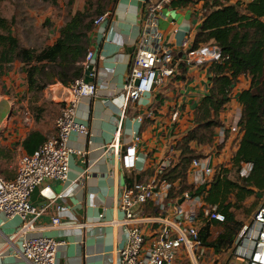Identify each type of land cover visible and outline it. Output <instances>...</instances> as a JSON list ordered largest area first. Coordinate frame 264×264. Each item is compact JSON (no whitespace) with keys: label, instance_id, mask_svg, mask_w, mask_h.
<instances>
[{"label":"crops","instance_id":"crops-1","mask_svg":"<svg viewBox=\"0 0 264 264\" xmlns=\"http://www.w3.org/2000/svg\"><path fill=\"white\" fill-rule=\"evenodd\" d=\"M251 1L229 0L228 3L240 2L245 5ZM175 2L173 0L163 8L159 29L166 43L179 53L180 41L185 36L192 43L200 25L204 0H190L185 5ZM143 5L144 0L107 2V19L88 33V49L95 50L96 89L94 96L79 99L76 119L87 125L89 133H72L69 137V145L85 150L86 155L82 158L72 154L65 181L47 180L42 183L39 189L43 202L35 205L42 208V211L34 222L32 233L50 236L62 242L58 247L56 264H117L125 234L121 225L113 226L107 221L123 217L122 211L116 207L119 192L125 184L131 185L135 181H148L153 178L156 165L171 148L177 154L175 143L192 126L193 110L211 85L209 60L200 66L186 68L178 79H171L156 87L150 95L129 103L121 115V110L117 107L119 100L115 97L121 92L130 68V59L141 31L140 16ZM77 10L83 8L78 7ZM64 21L56 27L51 41L46 44L56 39L58 28ZM20 65L18 63L19 67ZM24 77L20 70H9L2 80L5 83L8 81L4 87H13L15 96L0 93V145L18 147L22 154L27 153L21 143L31 128V119L26 118L25 127L15 132L7 126L9 118L5 121L2 119L4 115H8L10 106L18 99L21 91H26ZM50 86L62 88L66 92L59 99L60 105L63 104L68 98L67 87L59 82ZM248 87L249 79L240 75L234 83L228 102L220 112L223 125L215 129L213 143L197 147L202 151V157L207 154L210 156V165L214 171L218 166L231 167L230 160L242 136L239 125L236 131H232L231 126L241 110L238 94ZM148 110L152 111L150 117L145 116ZM140 115L144 117L138 122L137 117ZM119 120L122 151L134 132L141 136L135 167L132 169H124L112 154L107 156L103 153V147L112 140L116 122ZM220 128L224 129L223 134L220 133ZM53 132L54 124L51 123L49 130L44 132V137ZM243 168L248 169L246 165ZM187 182L193 184L189 173ZM61 189L64 197L52 199L53 193ZM150 207L153 206L147 203L144 211L153 210ZM199 212L196 209L197 215ZM81 222L85 226L79 225ZM19 224V217L0 214V264H29L18 254V239L11 242L7 240ZM142 227L146 228L148 234L150 226L143 224ZM201 247V255L194 253L197 264H224L229 261L225 249L214 251L210 247ZM192 259V251L181 247L171 264H192Z\"/></svg>","mask_w":264,"mask_h":264},{"label":"built area","instance_id":"built-area-1","mask_svg":"<svg viewBox=\"0 0 264 264\" xmlns=\"http://www.w3.org/2000/svg\"><path fill=\"white\" fill-rule=\"evenodd\" d=\"M173 0H144L140 16L141 31L135 43V49L130 59V68L125 83L116 99L121 115L129 103L136 102L145 95H150L158 86L164 85L174 76L180 75L179 66L184 64L200 66L209 60L219 58V49L215 45H201L192 49L189 37L180 41V52L167 44L159 29V19L165 5ZM108 11L94 18V26L105 22ZM95 50L88 49L84 60V71L91 66L88 76L92 82L84 81L83 76L74 80L68 86V98L63 102L60 113L55 120V131L44 138L32 153H23L17 162L16 176L5 180L0 175V214L7 217H19L20 224L8 237V242L18 239V254L29 264H56V255L61 241L53 237L34 234L35 220L42 208L30 201L34 187L40 186L47 180L63 182L67 179L69 161L72 154L85 157L86 151L75 149L69 145L72 133L88 135V127L76 119V108L81 97L95 95L96 77ZM114 98V99H115ZM145 116H152L148 110ZM143 115L137 117L141 122ZM239 117L231 126L237 130ZM121 121L116 122L112 140L104 145L103 153L112 154L124 169L135 167L137 151L141 136L134 132L129 142L120 148ZM220 133L224 129L220 128ZM176 154L170 149L164 158L156 165L154 177L148 181H135L125 184L117 197L116 207L121 210V219L107 221L111 225H121L125 234V242L119 249L117 264H171L178 256L181 247L194 253L202 254L199 241V229L203 220L224 221V214L216 204H205L200 196H192L184 192L179 199L168 196L170 184L158 182L156 176L169 166ZM84 160V159H83ZM248 169L244 170V166ZM250 164H243L240 173L247 175ZM210 156L192 159L188 173L194 185L203 184L212 174ZM63 190L53 193L52 199L63 198ZM180 200V202H179ZM150 203L156 214H145L144 207ZM198 209L200 217L196 213ZM158 212V213H157ZM143 224L150 226L149 233ZM85 226L84 222L79 223ZM229 261L224 264H264V193L252 211L248 220L242 224L233 242L224 250Z\"/></svg>","mask_w":264,"mask_h":264},{"label":"trees","instance_id":"trees-1","mask_svg":"<svg viewBox=\"0 0 264 264\" xmlns=\"http://www.w3.org/2000/svg\"><path fill=\"white\" fill-rule=\"evenodd\" d=\"M45 1L57 4V0ZM111 1L98 0L93 10L92 1L85 0L83 10L71 13L58 28L56 39L40 47L21 45L12 22L0 15V82L11 64L20 62V71L25 76V94L33 114V124L21 143L27 153L38 147L51 123L55 131V120L60 113L55 103L40 102L42 91L57 82L68 87L83 76L88 33L94 28L93 14H103L107 2ZM189 1L176 0L175 4L185 5ZM228 1L204 0L191 48L215 45L220 55L210 61L212 82L193 110L192 126L176 141L177 154L171 164L156 176L158 182L170 184L168 196L171 199L188 192L200 196L205 204L218 206L224 221L204 219L199 229L200 245L214 251L229 247L242 226L235 210L242 208L245 199L252 194L264 193V0H252L245 5ZM185 70V65L181 64L180 75ZM240 75L249 79V87L238 94L241 105L238 125L242 136L230 160L231 167L218 166L203 184H190L187 182L190 163L203 155L197 147L213 143L215 129L223 125L220 112ZM15 158L13 148L0 145V175L5 180L16 176ZM243 164H250L247 175L240 173ZM150 208L153 210L144 213L156 214V209Z\"/></svg>","mask_w":264,"mask_h":264},{"label":"rangeland","instance_id":"rangeland-1","mask_svg":"<svg viewBox=\"0 0 264 264\" xmlns=\"http://www.w3.org/2000/svg\"><path fill=\"white\" fill-rule=\"evenodd\" d=\"M84 1L57 0V4L52 5L49 1L45 0H0V15L12 22V27L21 45L39 47L51 41L56 27L66 20L71 13L77 11L78 7L83 8ZM91 1L93 3L92 9L94 10L98 0ZM91 13L93 14L94 12ZM95 17V14H93V18ZM18 63L20 62L16 61L11 64L10 70H20ZM3 81L0 82V93L3 92L8 96H15L13 87H4L8 81L6 83L5 81L3 83ZM18 82L20 81L18 80ZM62 90V88L56 89L48 86L42 91L40 102H53L56 104V108L60 109L62 104L60 105L59 99L66 94ZM7 114L3 116L2 120L5 121L9 118L7 126L13 132L25 127L26 118H30L31 125L33 124V114L30 111L28 95L25 92L21 91L18 99L10 106ZM13 151L16 154L15 164L17 167L18 158L22 154V151L18 147H13ZM258 196L261 195L252 194L245 199L242 208L235 210L238 220H241L243 223L248 220L259 202Z\"/></svg>","mask_w":264,"mask_h":264},{"label":"water","instance_id":"water-1","mask_svg":"<svg viewBox=\"0 0 264 264\" xmlns=\"http://www.w3.org/2000/svg\"><path fill=\"white\" fill-rule=\"evenodd\" d=\"M91 69V66H89L85 71H84V81L85 82H92V79L88 76L89 70ZM30 201L32 204L37 205L40 204V202H43V197L40 195V189L38 186L34 187V189L31 192L30 195ZM180 202V200H179Z\"/></svg>","mask_w":264,"mask_h":264}]
</instances>
